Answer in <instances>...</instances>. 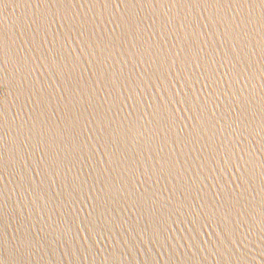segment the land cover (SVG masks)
Segmentation results:
<instances>
[{"label":"water","instance_id":"95a60500","mask_svg":"<svg viewBox=\"0 0 264 264\" xmlns=\"http://www.w3.org/2000/svg\"><path fill=\"white\" fill-rule=\"evenodd\" d=\"M262 127L264 0H0V264H264Z\"/></svg>","mask_w":264,"mask_h":264},{"label":"snow or ice","instance_id":"6c2138e0","mask_svg":"<svg viewBox=\"0 0 264 264\" xmlns=\"http://www.w3.org/2000/svg\"><path fill=\"white\" fill-rule=\"evenodd\" d=\"M117 7L119 8V5H117ZM118 27H119V25H118ZM237 27H240V25L238 24ZM261 131H264V127H262ZM22 243L24 244V246L27 247V246H30L32 244V241L31 240H25V241H22Z\"/></svg>","mask_w":264,"mask_h":264}]
</instances>
